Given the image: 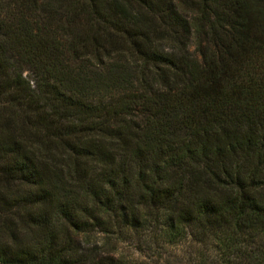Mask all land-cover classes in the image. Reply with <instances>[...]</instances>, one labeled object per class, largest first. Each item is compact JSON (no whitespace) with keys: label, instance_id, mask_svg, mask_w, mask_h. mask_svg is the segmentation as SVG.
I'll return each instance as SVG.
<instances>
[{"label":"trees","instance_id":"obj_1","mask_svg":"<svg viewBox=\"0 0 264 264\" xmlns=\"http://www.w3.org/2000/svg\"><path fill=\"white\" fill-rule=\"evenodd\" d=\"M3 1L0 264H126L138 232L264 264V0Z\"/></svg>","mask_w":264,"mask_h":264},{"label":"rangeland","instance_id":"obj_2","mask_svg":"<svg viewBox=\"0 0 264 264\" xmlns=\"http://www.w3.org/2000/svg\"><path fill=\"white\" fill-rule=\"evenodd\" d=\"M8 1L4 0L3 2ZM7 11L15 12L16 4L11 3ZM42 16L54 14L59 15V11L55 10V6H46L45 1L37 11ZM195 48L194 42H190L188 50L191 52ZM20 70L22 77L27 81L31 88L35 87L37 79L35 72L31 66L24 62H15ZM260 77V78H259ZM25 81V82H26ZM256 89L260 91V83L264 86V64H260L257 69ZM258 86V88H257ZM10 98L8 92L0 93V106H6V101ZM263 99V98H262ZM260 100V99H259ZM261 101V100H260ZM20 126H25L24 122H20ZM1 177V172H0ZM2 188L0 189V191ZM8 213L0 210V220H7ZM18 216V215H17ZM151 239V240H150ZM196 244L190 239V236L181 237L176 241L169 242L163 236L156 234L154 236L149 233L138 232L133 238L126 242L117 243V252L126 260V264H225L220 262V251L211 246ZM249 245L247 246V249ZM231 264H248L247 258L236 257Z\"/></svg>","mask_w":264,"mask_h":264}]
</instances>
